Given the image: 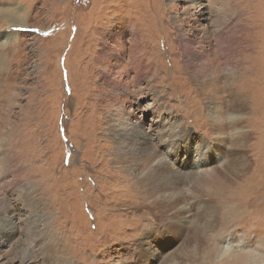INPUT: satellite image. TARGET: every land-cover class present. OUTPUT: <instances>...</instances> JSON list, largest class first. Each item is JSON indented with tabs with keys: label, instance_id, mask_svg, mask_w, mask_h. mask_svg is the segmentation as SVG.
Returning <instances> with one entry per match:
<instances>
[{
	"label": "rangeland",
	"instance_id": "374dc122",
	"mask_svg": "<svg viewBox=\"0 0 264 264\" xmlns=\"http://www.w3.org/2000/svg\"><path fill=\"white\" fill-rule=\"evenodd\" d=\"M7 42L0 264H264V0H0Z\"/></svg>",
	"mask_w": 264,
	"mask_h": 264
},
{
	"label": "bare ground",
	"instance_id": "6f19581e",
	"mask_svg": "<svg viewBox=\"0 0 264 264\" xmlns=\"http://www.w3.org/2000/svg\"><path fill=\"white\" fill-rule=\"evenodd\" d=\"M23 13V12H22ZM7 18H6V20H10V22H13V23H21V24H23V22H22V20H23V18H24V16H20L19 14H17L14 10H10V11H8V12H4L3 13ZM26 20V19H25ZM10 24V23H9ZM12 24V23H11ZM8 44V42L7 43H5V44H1L0 45V49L1 48H6L7 50H11L13 47H14V45H7ZM4 50V49H3ZM2 59H3V61H2ZM10 59V58H9ZM0 60H1V62H0V78H2L4 75H5V73L7 72L6 71V69L4 68L5 67V65L7 64V58H6V55L5 54H0ZM9 68V67H8ZM8 70V69H7ZM224 71V70H223ZM11 73V71L9 70V72H8V74H10ZM13 135V134H12ZM9 139V138H8ZM8 141V140H7ZM7 224V223H6ZM4 226V225H3ZM250 256V255H249ZM25 258H27V256L25 255L24 256V258H23V261L25 262V260H27V259H25ZM25 264V263H24Z\"/></svg>",
	"mask_w": 264,
	"mask_h": 264
}]
</instances>
